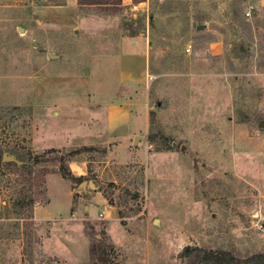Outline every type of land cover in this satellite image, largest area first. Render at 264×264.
Segmentation results:
<instances>
[{
    "label": "rangeland",
    "instance_id": "374dc122",
    "mask_svg": "<svg viewBox=\"0 0 264 264\" xmlns=\"http://www.w3.org/2000/svg\"><path fill=\"white\" fill-rule=\"evenodd\" d=\"M125 1L0 0L2 154L79 148L45 152L48 131L99 119L97 103L148 112L147 125L133 117L143 141L80 152L95 189L51 176L46 205L51 173L38 170L58 162L29 177L0 168V264H101L92 243L106 264H186L187 247L264 250V0ZM130 39L148 48L146 84L97 90L114 81L103 56L140 47ZM66 180L79 214L67 212ZM101 201L114 220L99 216Z\"/></svg>",
    "mask_w": 264,
    "mask_h": 264
},
{
    "label": "crops",
    "instance_id": "0c3cea01",
    "mask_svg": "<svg viewBox=\"0 0 264 264\" xmlns=\"http://www.w3.org/2000/svg\"><path fill=\"white\" fill-rule=\"evenodd\" d=\"M125 0H121L124 2ZM73 4L76 6H80L77 3V0H71ZM126 2V1H125ZM132 0H128V3H131ZM126 2V4H128ZM123 4H118V7ZM132 4V3H131ZM133 45L138 43L134 39H130L129 41ZM139 44V48L137 49H129L123 50L121 52L115 54H106L103 56V60L106 61V67L112 66V70L114 72V81L113 83L108 86L104 84V88H98L97 90L100 91H113V86L117 88H131L133 86H142L146 84L148 79V59H149V51L147 46H142ZM103 68L102 75L107 77L108 71L107 68ZM109 79V78H108ZM113 85V86H112ZM115 89V90H116ZM83 108H88L89 104L87 100L83 99ZM142 103V102H141ZM141 103H137L131 105L130 102L127 100H119V101H106L103 103H97L96 107H99V111H96L94 118L99 119H92L90 117L89 123H74L73 126L65 125L63 127L56 126L55 129H49V133H51L52 138L48 139V144L45 145V148H58V149H68L73 146H91V147H108V145L112 144L114 147H123L128 145L131 142V139L136 136H143V132H146L148 128H143L142 124H137L134 121L133 117L137 115H145V125L148 123V112L145 109L144 105ZM59 112L54 111V114L57 115ZM93 114V113H92ZM88 118V116H87ZM99 120V121H98ZM98 121V123H97ZM100 123V124H99ZM67 126V127H66ZM82 127V129H81ZM144 129V130H143ZM143 141V140H141ZM79 156H74L70 160L67 161V166L71 173L74 176H85L88 170V164L86 157L80 153ZM57 177L63 178L59 173H51L46 176L47 180V193L48 199L46 200L45 204L48 205L50 203V190L48 187V178L49 177ZM64 179V178H63ZM65 180V179H64ZM85 180V179H84ZM82 185L80 184L79 187ZM66 188L67 194L69 197V202L67 204V212L72 211V198H73V191L66 180ZM88 188V186H87ZM84 194H88L83 192ZM91 205H95L92 203L87 204L84 206V212L89 214V218H93L91 213ZM102 206V214L103 220L109 221L114 220L115 212L113 208L104 203V201L100 202V207ZM40 207V206H39ZM38 207V208H39ZM37 208V209H38ZM34 214L36 213V210ZM74 210V209H73ZM75 214H79V208L77 207L74 211ZM51 217L55 216H45L41 219L35 217L38 220H47Z\"/></svg>",
    "mask_w": 264,
    "mask_h": 264
},
{
    "label": "trees",
    "instance_id": "16d2710c",
    "mask_svg": "<svg viewBox=\"0 0 264 264\" xmlns=\"http://www.w3.org/2000/svg\"><path fill=\"white\" fill-rule=\"evenodd\" d=\"M136 2H141L142 0H134ZM80 6L83 5H97V6H110L114 8L112 10H118V4L121 0H77ZM95 149L91 146H81L79 148L69 149L63 154L54 157L40 156L38 154L34 156L25 157L23 154H16V158L19 161H3L2 160V150L0 149V168L6 167L10 168L14 172L27 173L28 177L33 174V172L38 169V165L42 162H58V168L56 170H50L47 167H42L38 170V173L45 175L52 172H58L64 179H69L76 181L78 184L82 180H89L85 176H74L67 166V161L73 158L76 154L81 151H87ZM58 151L56 148H48L45 152H55ZM33 200L29 199L27 205L32 207ZM71 210L73 208L71 207ZM89 257L95 261H102L101 264H106L107 251L104 245H99L98 243H92L89 246ZM184 257L186 259V264H264V250L257 253H252L245 257H237L230 250H208L201 247H187L184 251Z\"/></svg>",
    "mask_w": 264,
    "mask_h": 264
},
{
    "label": "water",
    "instance_id": "95a60500",
    "mask_svg": "<svg viewBox=\"0 0 264 264\" xmlns=\"http://www.w3.org/2000/svg\"><path fill=\"white\" fill-rule=\"evenodd\" d=\"M205 25L204 24H200V25H197V28L198 29H201V28H203ZM262 123V122H261ZM144 138L143 137H141V136H139V135H136V136H134V140H133V142L134 143H137L139 140H143ZM2 160L3 161H15V162H19L18 160H17V158L16 157H14L13 155H6V154H2ZM80 184L82 185L81 187L83 188V185H87L89 188H91V189H95L96 188V186H95V184L93 183V181L92 180H82L81 182H80Z\"/></svg>",
    "mask_w": 264,
    "mask_h": 264
},
{
    "label": "built area",
    "instance_id": "2783aa9c",
    "mask_svg": "<svg viewBox=\"0 0 264 264\" xmlns=\"http://www.w3.org/2000/svg\"><path fill=\"white\" fill-rule=\"evenodd\" d=\"M252 8H253V6L250 5V9H252ZM246 14L249 15V14H250V10L246 11ZM190 48H191L190 45H186V47L184 48V50H185L186 52H189V51H190ZM99 216H102V213H101V212L99 213Z\"/></svg>",
    "mask_w": 264,
    "mask_h": 264
}]
</instances>
